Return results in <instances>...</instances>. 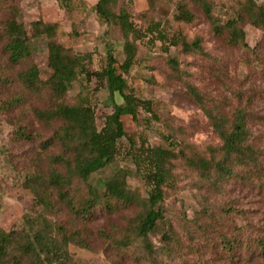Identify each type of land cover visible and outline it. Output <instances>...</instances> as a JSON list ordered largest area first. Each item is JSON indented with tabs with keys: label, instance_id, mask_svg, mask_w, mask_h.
<instances>
[{
	"label": "trees",
	"instance_id": "obj_1",
	"mask_svg": "<svg viewBox=\"0 0 264 264\" xmlns=\"http://www.w3.org/2000/svg\"><path fill=\"white\" fill-rule=\"evenodd\" d=\"M213 5L211 0H178L172 21L182 26L193 24L196 16L190 10L192 6L201 12L213 36L222 38L226 47L247 51L256 58L255 48L249 49L245 42L243 26L249 25L264 36V2L238 0L231 16L222 22L214 16ZM90 9L98 23L107 29L116 28L121 37L122 61L118 62L114 56V46L105 43L103 64L98 72H91L89 55H79L58 43L57 22L38 18L29 23L27 31L24 24L17 21L19 10L15 0H0V11L7 14L0 31L4 56L3 62L0 59V86L16 89L10 101H0V116L18 109L33 97L46 99L47 107L32 108L31 114L51 129L48 139L39 144L40 150L57 148L47 167L25 176L22 182L23 189L33 200L31 209L22 216L26 235L20 237L0 227V264H73L70 246L87 247L77 226L89 223L98 209L113 214L130 208L138 211L129 219L124 234L114 240L116 249L121 253L139 250L142 256L132 253L138 264H156L158 255L163 259L167 257L169 262L166 264H171L172 255L180 250L182 243L166 220L163 204L174 181L176 166L195 173L200 183L214 193H222L224 186L233 181L264 189L261 154L251 143L246 112L236 110L230 119L191 85L185 84L186 96L206 118L217 140L215 146L197 151L195 146L177 140L176 133L165 138V147L138 145L126 134L123 117H130L138 125L140 113L151 112L150 107L143 108L136 102L123 77L136 64L139 45L148 51L165 54L166 63L177 79H180L181 70L178 61L169 56L171 48L177 49L183 57L208 58V55L203 51L200 37L190 40L182 30L170 31L168 23L150 19L156 9L155 0H147L146 10L137 16V19H144L143 25L120 6V0H97ZM65 11L72 20L73 10L69 4ZM106 34L107 31L103 33ZM36 37H42L46 47V63L50 70L46 79H41L28 47L29 39ZM105 37L101 36L100 41H106ZM93 79L101 83L106 93V105L111 108L101 128L96 126L87 95ZM74 83L79 91L70 104L67 96ZM116 97L121 99L120 104L115 101ZM51 124L56 126L51 127ZM13 139L30 141L32 137L25 127L18 126ZM121 139L127 141V156L146 194L144 197L137 190L129 189L127 178L131 174L125 169L115 171L101 189L90 183L93 174L114 163ZM62 211L70 217L69 225L59 220ZM193 220L186 228L188 240L193 242L202 238L212 247L209 236L215 233L217 224L212 211L203 207ZM234 232L231 237L218 235L216 245L230 261H236V251L243 247L239 241L241 233L237 229ZM155 237H160L165 250L154 249L152 239ZM195 246L191 243L190 248ZM250 248L245 246L248 252ZM253 249L249 259L255 253L264 254V240H258Z\"/></svg>",
	"mask_w": 264,
	"mask_h": 264
},
{
	"label": "rangeland",
	"instance_id": "obj_2",
	"mask_svg": "<svg viewBox=\"0 0 264 264\" xmlns=\"http://www.w3.org/2000/svg\"><path fill=\"white\" fill-rule=\"evenodd\" d=\"M89 1V0H87ZM15 0L19 14L17 21L29 31V23L41 18L58 23V43L79 55H89L91 72H98L103 64L104 44L114 46V56L122 61L121 37L116 28L107 29L98 23L91 11L92 0ZM178 0H155L156 9L153 19L168 23L170 31L182 30L188 39L198 36L202 39L203 51L208 55L183 57L178 50L171 48L169 56L175 58L181 70L177 79L168 67L167 56L158 51H148L138 46L137 62L123 77L130 94L143 108L150 107L151 112L140 113L141 122L135 125L130 117H123L126 134L138 145L166 146L165 138L176 133L177 140H183L204 151L208 146L217 144L207 120L186 96L185 84L195 87L205 99H210L220 112L230 119L236 110L246 112L247 128L251 134V143L260 152L261 166L264 168V36L249 25L243 26L245 42L249 49L255 48L256 58L247 51L226 47L222 38L211 33L210 27L199 10L190 6L196 20L189 26L172 21V15ZM213 14L219 22L231 16L232 8L238 0H211ZM260 2L264 0H259ZM96 0H93L95 3ZM67 4L73 10V19L69 20L65 8ZM120 6L136 16L147 8V0H120ZM7 14L0 11V31ZM149 19V20H150ZM139 24L144 19H137ZM147 23V21H146ZM107 31L106 35L103 33ZM106 36V41H100ZM2 41L0 40V59L3 62ZM32 59L39 70L41 79L50 75L46 63V47L42 37L30 38L28 42ZM155 50V49H154ZM79 91L73 84L67 101L72 104ZM16 94V89L0 86V101L8 102ZM88 97L94 110L97 128H101L104 118L111 112L106 105V93L100 82L95 79L88 85ZM120 104L121 99L115 98ZM47 107L46 99L33 97L18 109L0 116V227L24 237L26 229L22 216L31 209V195L22 187L25 176L44 169L51 156L57 153L53 147L43 152L39 144L48 139L51 129L36 121L32 108ZM18 126L26 128L32 137L30 141L14 140L13 133ZM56 124H51L55 127ZM128 144L125 139L118 142V152L114 163L102 171L93 174L90 183L101 189L103 183L119 169L127 170L131 175L127 185L146 196L141 182L134 174V166L127 156ZM165 217L178 236L182 247L172 255L171 264H264V254L255 253L249 259L258 240H264V189L260 186L233 181L224 186L222 193H214L200 183L195 173L182 166H176L175 178L170 185L164 201ZM203 207L212 211L217 224L215 233L210 234V247L205 239L188 240L187 227ZM136 208L105 214L98 209L94 218L87 224L77 226L81 230L86 248L70 246L69 252L73 264H138L132 253L142 256L139 250L130 249L121 253L116 249L114 240L119 239L130 218L137 213ZM59 220L69 225L70 217L62 211ZM194 221V220H193ZM241 233L243 247L236 251V261L227 260L218 250V235L231 237L235 230ZM195 238V237H194ZM155 250H165L160 237L152 239ZM191 243L196 250L190 248ZM251 246L248 252L245 246ZM215 246V247H214ZM254 251H252L253 254ZM169 258V257H168ZM169 262L161 255L155 258L156 264ZM165 262V263H164ZM153 264V263H149Z\"/></svg>",
	"mask_w": 264,
	"mask_h": 264
},
{
	"label": "crops",
	"instance_id": "obj_3",
	"mask_svg": "<svg viewBox=\"0 0 264 264\" xmlns=\"http://www.w3.org/2000/svg\"><path fill=\"white\" fill-rule=\"evenodd\" d=\"M85 1H87V0H85ZM90 1V0H89ZM89 1H87V2H89ZM97 1V0H96ZM96 3V2H95ZM95 3H93V0H92V4L94 5Z\"/></svg>",
	"mask_w": 264,
	"mask_h": 264
}]
</instances>
